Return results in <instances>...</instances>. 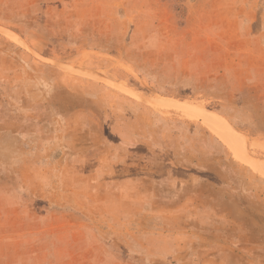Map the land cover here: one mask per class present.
I'll return each instance as SVG.
<instances>
[{"label": "rangeland", "instance_id": "rangeland-1", "mask_svg": "<svg viewBox=\"0 0 264 264\" xmlns=\"http://www.w3.org/2000/svg\"><path fill=\"white\" fill-rule=\"evenodd\" d=\"M0 264H264V0H0Z\"/></svg>", "mask_w": 264, "mask_h": 264}]
</instances>
